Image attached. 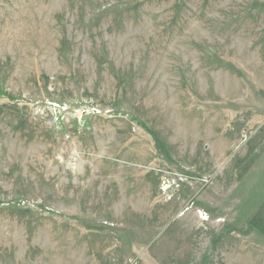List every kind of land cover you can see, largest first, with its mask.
Masks as SVG:
<instances>
[{
	"label": "rangeland",
	"instance_id": "374dc122",
	"mask_svg": "<svg viewBox=\"0 0 264 264\" xmlns=\"http://www.w3.org/2000/svg\"><path fill=\"white\" fill-rule=\"evenodd\" d=\"M0 264H264V0H0Z\"/></svg>",
	"mask_w": 264,
	"mask_h": 264
}]
</instances>
